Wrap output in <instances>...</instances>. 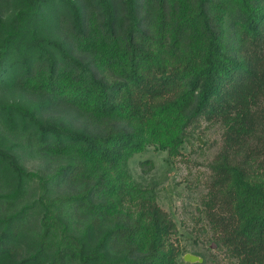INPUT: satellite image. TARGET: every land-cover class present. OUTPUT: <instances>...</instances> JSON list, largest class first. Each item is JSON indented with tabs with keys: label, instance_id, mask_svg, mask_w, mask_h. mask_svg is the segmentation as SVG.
<instances>
[{
	"label": "trees",
	"instance_id": "obj_1",
	"mask_svg": "<svg viewBox=\"0 0 264 264\" xmlns=\"http://www.w3.org/2000/svg\"><path fill=\"white\" fill-rule=\"evenodd\" d=\"M263 100L264 0H0V264H176L128 160L177 154L200 116L225 126L210 220L264 264ZM17 134L62 161L27 169Z\"/></svg>",
	"mask_w": 264,
	"mask_h": 264
},
{
	"label": "rangeland",
	"instance_id": "obj_2",
	"mask_svg": "<svg viewBox=\"0 0 264 264\" xmlns=\"http://www.w3.org/2000/svg\"><path fill=\"white\" fill-rule=\"evenodd\" d=\"M258 110L264 120V100ZM224 129L221 121L200 116L186 128L177 154L169 155L165 148L149 144L128 160L133 178L154 192L157 203L175 224L171 239L179 247L176 264H239L220 242V231L209 217L220 208L212 201L214 172L211 164L222 151ZM16 138L20 141L17 151L27 169L51 172L62 161L60 157L37 150L25 136L17 134ZM250 143L260 147L262 141L254 137ZM57 186L56 190L60 191L75 190V186L67 182ZM36 188L37 181L31 182L30 193ZM4 205L0 202V207ZM76 219L81 220L79 216ZM26 223L28 228L33 227L34 218H28Z\"/></svg>",
	"mask_w": 264,
	"mask_h": 264
}]
</instances>
